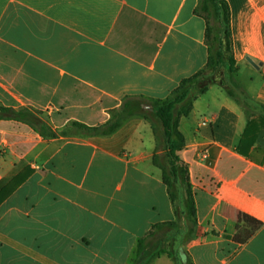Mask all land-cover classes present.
Listing matches in <instances>:
<instances>
[{"label":"crops","instance_id":"crops-1","mask_svg":"<svg viewBox=\"0 0 264 264\" xmlns=\"http://www.w3.org/2000/svg\"><path fill=\"white\" fill-rule=\"evenodd\" d=\"M225 1L246 100L210 85L179 121L196 210L182 249L192 264H264V0ZM199 7L0 0V105L41 111L62 130L104 124L125 98L163 100L206 65ZM163 154L141 117L109 136L55 139L0 120V264H132L154 225L177 220L153 162Z\"/></svg>","mask_w":264,"mask_h":264},{"label":"trees","instance_id":"trees-1","mask_svg":"<svg viewBox=\"0 0 264 264\" xmlns=\"http://www.w3.org/2000/svg\"><path fill=\"white\" fill-rule=\"evenodd\" d=\"M196 13L203 16L206 21L205 39L208 49L206 65L193 76L181 81L163 100L146 102L137 98H125L118 109L110 111V117L104 124L89 127L70 122L62 130H53L41 111L30 107L15 109L0 105V120L24 123L45 139L66 136L70 131L90 136H109L133 117H141L151 123L158 143L160 145L162 142L164 150L163 158L154 156L153 162L162 172V182L167 188L177 220L154 225L146 237L138 242L132 264H150L163 254L171 258L175 264H179L177 263L179 249L191 242L195 236L194 193L189 182L188 167L179 156V152L185 147L184 137L178 129L180 119L189 116L194 100L204 94L210 85L220 86L238 104L243 102L238 95L244 94L234 79L237 65L233 58L230 12L226 1L200 0V7ZM210 19L215 22V27L210 24ZM206 71L213 74V77L208 83L201 85L199 79ZM195 89L197 91L194 93ZM160 159L164 162H160ZM22 181L23 177L17 179L16 184ZM9 192L10 190L6 189L5 196ZM179 200L183 204L182 211L178 208ZM182 216L189 221L186 229H183L181 224ZM173 230L184 232L182 242L174 251L164 247L169 238L167 234ZM186 264H192L189 258Z\"/></svg>","mask_w":264,"mask_h":264},{"label":"rangeland","instance_id":"rangeland-1","mask_svg":"<svg viewBox=\"0 0 264 264\" xmlns=\"http://www.w3.org/2000/svg\"><path fill=\"white\" fill-rule=\"evenodd\" d=\"M210 24H211L212 26H214V27H215V25H216L215 22H214L212 19H210ZM212 77H213V74H211V73H209L208 71H206V72L204 73V75L199 79V82H200L201 85H204V84L208 83V82L212 79ZM237 85H238V84H237ZM196 91H197V89L193 90L194 93H195ZM239 92H241V91L239 90ZM242 93H243V92H242ZM238 96H239L240 99H242V101H245V100H246V97H245V96H242V95H238ZM242 103H243V102H242ZM152 122L155 123V125L157 124L156 121H154V120H152ZM157 125H158V124H157ZM159 147H160V148H161V147L163 148V146H162V142H160ZM160 162H164V161H161V160H160ZM178 208H179L180 211H182V209H183V204L181 203V200L178 201ZM181 224H182V226L184 227L183 229H186V228L188 227V225H189V221H187V219H185V218L182 216V217H181ZM183 237H184V232H182V233H181V232H177V233L171 235V236L168 238L167 242L165 243L164 247H165L166 249H171V250L174 251V250L176 249L177 245H178L180 242H182ZM177 263L181 264L179 258H177Z\"/></svg>","mask_w":264,"mask_h":264},{"label":"water","instance_id":"water-1","mask_svg":"<svg viewBox=\"0 0 264 264\" xmlns=\"http://www.w3.org/2000/svg\"><path fill=\"white\" fill-rule=\"evenodd\" d=\"M184 197L186 198V194H184ZM179 259L181 264L187 263V257L182 248L179 249Z\"/></svg>","mask_w":264,"mask_h":264}]
</instances>
